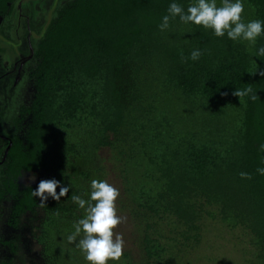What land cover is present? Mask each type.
Here are the masks:
<instances>
[{
	"label": "trees",
	"instance_id": "trees-1",
	"mask_svg": "<svg viewBox=\"0 0 264 264\" xmlns=\"http://www.w3.org/2000/svg\"><path fill=\"white\" fill-rule=\"evenodd\" d=\"M20 1L0 0V62L17 53L5 37L20 29ZM173 2L193 0H56L36 38L33 21L30 33L25 25L36 94L3 174L17 214L43 212L42 264H89L67 241L85 214L71 196L87 200L91 181L110 171L144 264H264V35L233 41L179 17L161 31ZM243 3L245 22L264 21V0ZM196 49L198 60H182ZM248 86L257 99L241 104L232 93ZM39 171L69 185L68 195L41 207L38 185L20 191L21 177ZM108 264L135 262L125 253Z\"/></svg>",
	"mask_w": 264,
	"mask_h": 264
},
{
	"label": "clouds",
	"instance_id": "clouds-1",
	"mask_svg": "<svg viewBox=\"0 0 264 264\" xmlns=\"http://www.w3.org/2000/svg\"><path fill=\"white\" fill-rule=\"evenodd\" d=\"M244 11L243 0H220L219 5L217 0H193L186 9L183 5L173 2L169 5L168 14L163 16L159 27L161 31H165L170 27V20L179 17L184 24L193 23L211 29L217 37L227 35L233 41L244 40L254 45L257 38L264 35V21L245 22ZM201 55L199 49L193 50L187 58L181 52V58L185 62L187 59L198 60ZM256 55L264 56V47H260ZM259 75L264 76V71H260ZM232 95L238 97L241 104L246 96H250L253 101L257 99L251 86L235 89ZM260 149L264 151V144L260 145ZM256 171L264 175V168H258ZM240 177L252 179V175L247 172H241ZM28 179L31 183L35 181L36 176L33 174ZM90 188L87 200L80 195L71 196V200L83 209L85 214L74 223V231L67 236V241L81 250L89 264L119 261L124 254V239L123 234L114 232V229L127 220L126 217L117 214L116 201L120 192L106 180L93 179ZM69 191L70 186L63 185L59 180L42 179L32 191V196L38 198L40 206L44 207L49 198L59 202L62 197L68 195Z\"/></svg>",
	"mask_w": 264,
	"mask_h": 264
},
{
	"label": "flooded vegetation",
	"instance_id": "flooded-vegetation-1",
	"mask_svg": "<svg viewBox=\"0 0 264 264\" xmlns=\"http://www.w3.org/2000/svg\"><path fill=\"white\" fill-rule=\"evenodd\" d=\"M49 1L52 0H21L18 3V14H20V19L22 20V22L25 21V23L24 24L22 22L19 23L18 25L20 26V29H17L15 33H13V35H10L11 37H9V35L8 38L5 37L6 38L5 43L14 44L17 53L14 56L13 60L11 55H5L4 57H2V60L0 62V70L2 74L0 78V219L3 217L4 211L9 210L10 218L7 223L10 225L8 228V231L10 233L12 232L14 233L19 229V227L21 226V220L27 214L41 213V219L43 217V212L40 209H35V211L20 212L18 214L15 212L18 202L14 198V196L9 194V192L6 190L5 182H4L5 175L3 174V172L6 167V159L8 153L13 145L10 137H13L15 136V134H17V136L22 138L24 137V133L26 132V126H25L26 122L17 125L16 121L17 119H20L22 117V111L25 110L27 107H30L33 98H35V94H36L34 80L30 78V71L36 65L33 59L34 57L33 41L31 40L30 35L27 36L25 35V25L28 27L27 29L29 30L30 33L31 32L30 30H32L30 23L31 21H33V23L36 26V30L33 31L36 32L34 34L33 33L31 34L33 39L36 38V36H38V34L41 33L42 27L47 23V21L51 19L52 9L55 8L56 6V0H53L51 6H50L51 2L48 3ZM42 13L45 14V22L43 23L39 22V17ZM26 42H27V46H26ZM24 53L27 54L24 55ZM20 58H22L21 62H19ZM4 60L7 62V64L6 66L1 67V64ZM7 84L9 85V87L7 86ZM5 88L6 89L8 88V91L10 92L9 95H5V91H4ZM18 96L22 97L20 99H22L23 102H25L27 107H25V109L18 108L17 111L15 110L16 112H13L12 110L13 100ZM8 113H10L11 117L16 114V118H17L15 121V124L17 126L13 125L12 127L14 128V130L10 131L12 132V135L9 134L6 129H4L6 124L5 120L7 119L5 114L7 115ZM8 124H10L11 127V125L13 124V117L9 120ZM9 129L10 128H8V130ZM30 173H35V172H30ZM2 174L4 175V177ZM21 179L18 182L20 191L30 186H35V185H29L27 187L21 188L20 185ZM41 222L42 221H40V224L38 226L39 232H40ZM2 244L11 246L10 240H8V242L2 241ZM13 251L14 254L11 255L8 259L1 261L0 264H4V263L22 264L21 260L17 256L18 252H15V250Z\"/></svg>",
	"mask_w": 264,
	"mask_h": 264
},
{
	"label": "rangeland",
	"instance_id": "rangeland-1",
	"mask_svg": "<svg viewBox=\"0 0 264 264\" xmlns=\"http://www.w3.org/2000/svg\"><path fill=\"white\" fill-rule=\"evenodd\" d=\"M48 3H50L51 6L53 0L49 1ZM39 22H45V14L42 13L40 15ZM6 64L7 62L4 60L1 64V67L6 66ZM22 97L18 96L17 98H14L12 106L13 112H16L18 108L23 109V107H27L25 102L20 99ZM5 116L7 119L5 120L6 124L4 129H6L8 133L12 135V132H10L14 130L12 126H17L15 124V121L17 119L16 114L12 116L13 124L11 125V127L10 124H8L9 120L12 118L10 113H8L7 115L5 114ZM7 126L8 128H10L9 130ZM102 156L105 158H109L108 151H103ZM33 174L36 176V179L35 181L30 183L28 177L32 176ZM46 178L47 175L42 171L25 174L21 179L20 185L21 188L27 187L29 185H38L40 180ZM107 181L115 188H117L120 192V196L116 201L117 214L127 218L126 223L118 225L117 228L114 229V232H119L123 234L124 254L128 253L131 256L132 260L135 262V264H144V261L142 260V255L140 254L138 249L137 228L128 210V201L124 194L121 181L118 177H116L115 173H113L112 171H110ZM9 218V210H5L3 213V217L0 219V262L8 259L11 255L14 254L13 250H15V252H18L17 256L21 260L22 264H42V247L37 242V235L40 233L38 226L41 221V213L25 215V217L21 220V226L14 233H10L8 231L10 225L7 222L9 221ZM228 238L230 237L228 236ZM8 240H10L11 246L2 244V241L8 242Z\"/></svg>",
	"mask_w": 264,
	"mask_h": 264
}]
</instances>
